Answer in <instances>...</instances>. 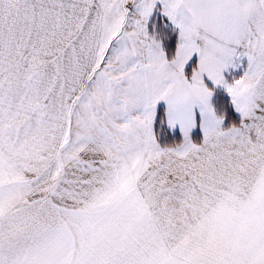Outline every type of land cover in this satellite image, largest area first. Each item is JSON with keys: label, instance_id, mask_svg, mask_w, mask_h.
Wrapping results in <instances>:
<instances>
[{"label": "snow or ice", "instance_id": "1", "mask_svg": "<svg viewBox=\"0 0 264 264\" xmlns=\"http://www.w3.org/2000/svg\"><path fill=\"white\" fill-rule=\"evenodd\" d=\"M0 264H264V0H0Z\"/></svg>", "mask_w": 264, "mask_h": 264}]
</instances>
